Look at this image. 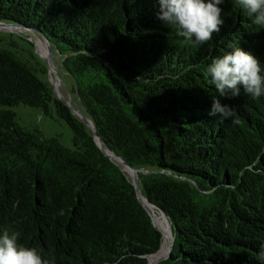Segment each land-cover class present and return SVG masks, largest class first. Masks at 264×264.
Wrapping results in <instances>:
<instances>
[{
  "label": "trees",
  "instance_id": "16d2710c",
  "mask_svg": "<svg viewBox=\"0 0 264 264\" xmlns=\"http://www.w3.org/2000/svg\"><path fill=\"white\" fill-rule=\"evenodd\" d=\"M221 7V30L201 45L160 20L155 0H0V20L40 30L64 55L71 92L98 137L138 170L141 192L165 213L174 248L156 264H264L256 258L264 245V96L241 90L225 99L206 74L230 45L264 68V28L235 0ZM5 36L0 234L18 231L53 264H148L163 236L130 175L56 97L44 62ZM213 99L240 123L209 116ZM18 104L64 120L72 147L21 125L10 109Z\"/></svg>",
  "mask_w": 264,
  "mask_h": 264
},
{
  "label": "clouds",
  "instance_id": "9594fccd",
  "mask_svg": "<svg viewBox=\"0 0 264 264\" xmlns=\"http://www.w3.org/2000/svg\"><path fill=\"white\" fill-rule=\"evenodd\" d=\"M159 5L157 16L169 26L177 28V34L186 42L204 44L218 33L224 24L222 4L225 0H155ZM247 11L253 24L264 28V0H235ZM230 51L215 57L207 66L206 74L210 83L221 97L232 99L240 96L241 90L253 99L264 96V68L261 61L240 46H229ZM232 118L239 124L235 110L213 99L209 116ZM20 233L8 230L0 234V264H53L45 258L43 250L19 242ZM264 262V245L256 257Z\"/></svg>",
  "mask_w": 264,
  "mask_h": 264
},
{
  "label": "water",
  "instance_id": "95a60500",
  "mask_svg": "<svg viewBox=\"0 0 264 264\" xmlns=\"http://www.w3.org/2000/svg\"><path fill=\"white\" fill-rule=\"evenodd\" d=\"M0 32L4 33V34H8L9 36H7V39L15 41L18 45H23V43H25V44L27 43L28 46L31 48V51L33 52V54L44 62L46 69H47L46 77H47L49 83L51 84L52 89H53L56 97L58 99H60L62 102H64L70 108V110L74 116H76L83 124H85L88 128H90L92 130L93 137H94L97 145L99 146V148L103 152V154L105 156H107L111 161L119 164L120 166H123L125 171L128 172V174L131 177L132 183L135 187L139 201L142 203V205L144 206V208L146 209V211L150 215L154 227L163 236L162 229L160 228V226L155 221L153 211L149 208V206H152L157 213L161 214L165 218V220L167 222H168V219H167L165 213L161 209L156 207L155 205L151 204L145 198L143 193L141 192V190L139 188V184H138V176H137L138 170L134 169L122 157L116 155L108 147H106L104 145L103 141L98 137L90 118L79 109L78 103L81 104L80 99H78V103H77L73 99V97L71 96V93L68 90L66 91L68 94L67 99L71 100L73 105L76 106V108L79 111V114H77L74 111V109L72 108V105L68 102V100L66 98H64L63 93H62V88L64 85L62 73L63 72L66 73L64 71V68L62 65V60H63L64 55L59 51L57 46L53 43V41L45 33L41 32L40 30H37V29L26 27V26L19 24V23L6 22L3 20H0ZM42 50L45 51V54L41 53ZM50 60H52L53 62H55L57 64L58 69L52 70L51 65H50ZM55 82L58 83L57 89L55 88V84H54ZM168 224H169V228H170V231L172 234L173 228L171 227L169 222H168ZM172 238L173 237L168 238V242H169L168 252L166 254L158 257L153 264H156L159 261H162V260L169 257L172 249L174 248ZM152 255H154V254H152ZM148 264H150L149 263V257H148Z\"/></svg>",
  "mask_w": 264,
  "mask_h": 264
},
{
  "label": "rangeland",
  "instance_id": "374dc122",
  "mask_svg": "<svg viewBox=\"0 0 264 264\" xmlns=\"http://www.w3.org/2000/svg\"><path fill=\"white\" fill-rule=\"evenodd\" d=\"M23 45L24 46L22 47V49L29 50V46L27 43L26 44L23 43ZM41 53L45 54L43 50L41 51ZM53 66H54V69H58L57 64L55 62L53 63ZM62 78L64 81V85L62 88V93H63L64 98L67 99L68 94L66 91L68 90L71 93V96L73 97V99L78 103L77 95L71 92L73 88L72 77L68 75L67 73L63 72ZM54 84L56 86V83ZM67 100L72 105V108L75 109L77 112H79L76 106L73 105L71 100L69 99ZM78 107L83 112L80 103H78ZM10 109L15 112L18 122L21 125L39 128L45 136L57 137L63 146L69 147V148L72 147V130L70 129V127L67 125V123L64 120L50 118L48 116H45L43 112L41 111V109L30 107L24 104H18L16 106L10 107ZM161 223L163 225H167L165 221L162 219V217L158 221V224H161ZM165 231H168V229H165ZM168 250H169V242L167 239L164 245L163 251L160 250L157 254L158 256L160 254L164 255L168 252Z\"/></svg>",
  "mask_w": 264,
  "mask_h": 264
},
{
  "label": "bare ground",
  "instance_id": "6f19581e",
  "mask_svg": "<svg viewBox=\"0 0 264 264\" xmlns=\"http://www.w3.org/2000/svg\"><path fill=\"white\" fill-rule=\"evenodd\" d=\"M45 52V51H44ZM53 61L52 60H50V65H51V68H52V70H55L54 69V66H53ZM56 83V86H55V88L57 89V87H58V83L57 82H55ZM74 111L77 113V114H79V112H77L75 109H74ZM131 173V172H130ZM149 208L153 211V208H152V206H149ZM153 214H154V211H153ZM154 218H155V216H154ZM155 221H156V219H155ZM157 224H158V222H157ZM159 225V224H158ZM160 226V225H159ZM160 228H161V226H160ZM162 229V228H161ZM162 232H163V243H162V245H161V247H160V250H162L163 251V249H164V245H165V243H166V241H167V239L170 237V233H171V231H169L168 232V234L162 229ZM158 254L156 253V254H154V255H152V256H150V258H149V261H150V264H153L155 261H156V259L158 258V257H160V256H162L161 254L158 256Z\"/></svg>",
  "mask_w": 264,
  "mask_h": 264
}]
</instances>
